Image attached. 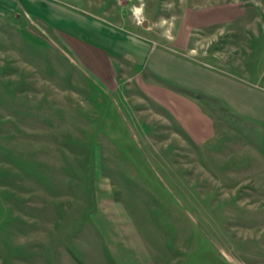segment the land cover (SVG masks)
<instances>
[{
  "label": "rangeland",
  "instance_id": "374dc122",
  "mask_svg": "<svg viewBox=\"0 0 264 264\" xmlns=\"http://www.w3.org/2000/svg\"><path fill=\"white\" fill-rule=\"evenodd\" d=\"M54 2L264 93V0ZM17 21L0 20V264H264V110L124 60L95 76L50 25L54 49L21 60Z\"/></svg>",
  "mask_w": 264,
  "mask_h": 264
},
{
  "label": "crops",
  "instance_id": "0c3cea01",
  "mask_svg": "<svg viewBox=\"0 0 264 264\" xmlns=\"http://www.w3.org/2000/svg\"><path fill=\"white\" fill-rule=\"evenodd\" d=\"M12 18L24 22L14 29L20 33V39L12 42L16 49L29 50V55L25 54L26 58L21 60H37L33 57L36 50L54 49V39L46 27L50 25L61 35L64 46L80 65L86 66L95 76L104 73L115 78V61L124 60L149 70L164 81L216 96L232 108L237 106L234 108L237 112L246 108L247 113L254 112L257 118L256 114L264 110V93L258 89L235 78L231 81L230 76L220 71L79 9L55 4L54 0H0V20ZM98 78L103 79L101 75Z\"/></svg>",
  "mask_w": 264,
  "mask_h": 264
},
{
  "label": "clouds",
  "instance_id": "9594fccd",
  "mask_svg": "<svg viewBox=\"0 0 264 264\" xmlns=\"http://www.w3.org/2000/svg\"><path fill=\"white\" fill-rule=\"evenodd\" d=\"M167 10L171 9V5H165ZM141 9H137V11L139 12ZM140 21H138L139 23ZM168 27H165V26ZM159 26L163 29V31L161 32V36L162 38L166 39V40H173L174 37L171 34V26L169 24V20L167 18H161V20L159 21Z\"/></svg>",
  "mask_w": 264,
  "mask_h": 264
},
{
  "label": "water",
  "instance_id": "95a60500",
  "mask_svg": "<svg viewBox=\"0 0 264 264\" xmlns=\"http://www.w3.org/2000/svg\"><path fill=\"white\" fill-rule=\"evenodd\" d=\"M143 26H144V27H146V26H147V22H146V21L143 23Z\"/></svg>",
  "mask_w": 264,
  "mask_h": 264
}]
</instances>
